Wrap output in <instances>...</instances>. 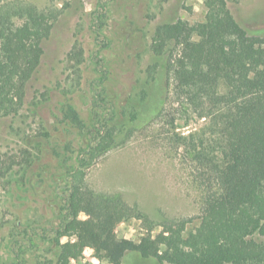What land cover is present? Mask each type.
<instances>
[{
  "label": "rangeland",
  "instance_id": "rangeland-1",
  "mask_svg": "<svg viewBox=\"0 0 264 264\" xmlns=\"http://www.w3.org/2000/svg\"><path fill=\"white\" fill-rule=\"evenodd\" d=\"M11 1L60 14L42 43L41 62L27 82L22 107L0 117V264H56L59 246L74 242L57 238V232L79 158L107 129L127 122L124 114L142 100L141 91L147 92V106L153 102L155 83L148 71L156 68L161 74L164 66L153 52L155 29L178 20L204 22L206 0ZM226 4L249 35L264 36V0ZM75 46L84 52L77 74L70 57ZM67 106L77 120L66 116ZM160 113L142 112L127 138L117 136L116 145L80 169L87 188L119 195L146 215V221L121 219L112 229L119 239L155 238L162 218L187 220L185 238L200 224L202 192L178 136L197 133L208 121L169 98ZM66 264L111 263L86 245ZM126 264L152 262L129 259Z\"/></svg>",
  "mask_w": 264,
  "mask_h": 264
},
{
  "label": "trees",
  "instance_id": "trees-1",
  "mask_svg": "<svg viewBox=\"0 0 264 264\" xmlns=\"http://www.w3.org/2000/svg\"><path fill=\"white\" fill-rule=\"evenodd\" d=\"M226 2L206 0L204 22L178 20L155 29L153 52L164 66L161 74L156 68L148 71L155 83L153 102L147 106V92L141 91L142 100L124 114L127 122L107 129L79 158L78 177L70 176L57 232V238L73 237L74 242L59 246L56 264H66L70 254H79L86 245L111 264L129 259L152 264H264V36L249 35L231 17ZM59 14L55 8L0 0V117L22 107L27 82L41 62L42 43ZM74 48L70 57L77 74L84 52ZM167 98L208 121L201 131L178 136L202 192L200 224L185 238L187 220L162 218L155 238L148 234L139 243L119 239L112 229L121 219L146 221V215L119 195L87 188L80 169L116 145L117 136L127 138L142 112L160 115ZM64 111L77 120L70 106ZM255 236L261 240L255 241Z\"/></svg>",
  "mask_w": 264,
  "mask_h": 264
}]
</instances>
